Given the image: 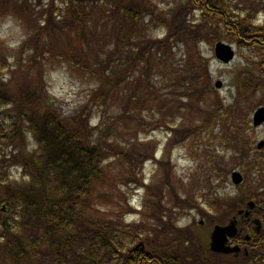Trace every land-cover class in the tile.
<instances>
[{
  "label": "trees",
  "instance_id": "1",
  "mask_svg": "<svg viewBox=\"0 0 264 264\" xmlns=\"http://www.w3.org/2000/svg\"><path fill=\"white\" fill-rule=\"evenodd\" d=\"M98 3L94 0L97 10ZM105 3H110L105 13L112 14V28L108 35L114 36L115 44L113 53L106 54L105 60L98 56L94 73L101 82L91 101L99 104L119 96V112L124 122L126 118L134 121L141 107H151L156 101L163 102L171 112L173 109L179 112V117H187L192 108L195 83L205 76L209 80L210 76L207 65H203L200 45L221 39L222 27L228 29L227 33L236 41H240L239 35L247 39L252 38L250 34L264 37V26L254 24L257 17L252 13L258 11H254L256 7L252 5L241 9L246 15L233 17L230 1L189 0L166 18L152 10L147 0H107ZM263 3L255 6L262 8ZM70 4L71 11H68ZM70 4L66 5L67 13L62 16L70 18L64 22H57L53 17L60 8L55 0L43 6L45 11L48 9V17L43 24L39 23L36 31L40 32L33 38L42 34L43 42L49 40L53 48L54 43L61 40L64 30L78 31L76 47L65 39L56 47L62 53L55 56L81 64L91 58L86 54V51L91 52L89 34H92L88 31L87 19L96 17V12L89 11L90 15L87 10H94L95 6L91 0H70ZM192 10H201L203 17H190L192 13L186 17ZM219 10L223 11L220 13L222 17H208L218 14ZM147 17L150 20L147 21ZM155 19L160 22L158 27L166 29L165 35L159 39L144 35L148 24ZM82 43L87 45L86 51L78 50ZM250 46L256 48L257 45L253 42ZM125 47L130 50L126 52ZM179 47L186 50L181 63L170 67L171 70L168 68L167 81L173 88L172 95L177 94L178 88L183 90L181 99L173 106L176 101L168 104L166 97L159 98L151 76L164 63L174 65L168 62V57ZM24 49L28 51L30 62L44 60L49 54V50L37 41L31 46L25 44ZM156 57L161 60L157 65L154 62ZM33 66L41 69L36 63ZM242 84H245L249 96L261 89L260 82L255 86L245 80ZM8 85L0 74V116L2 112L11 110L17 112L13 115L19 119V123L17 118L11 119L13 122L8 128L0 124V264H155L162 260L171 261L176 255H179L177 264H214L217 261L219 264H264V246L259 245L258 238L254 236L253 243L259 245L256 251L226 261L222 255L220 257L204 248L190 230V233L176 231L179 233L178 241L173 242L171 237L168 240L167 233H162L168 229L162 217L164 210L160 212L161 209L157 208L153 215L141 212L146 220L151 219L161 226L154 225V222L141 223V220L118 223L111 220L112 216L105 217L97 204L107 200L108 196L97 194L95 197L94 192L108 179L106 168H110L111 156L129 161L138 158L149 160L154 154L152 147L144 143L125 152L107 137L111 126L105 121L104 117L109 116L106 112L97 126L90 124L87 108L63 114L57 102L45 99L42 93L45 85L41 81L36 80L12 95ZM205 86L209 88L211 85L206 83ZM131 113L137 114L132 118L129 117ZM159 123L173 132L165 120H159L157 125ZM30 134L36 149H31L27 142ZM165 162L159 165L163 168ZM168 162L165 163L167 167ZM12 169L20 170L22 181H11ZM165 172L168 174L167 168ZM132 182L139 185L136 176ZM143 186L148 187L144 179ZM147 191L153 194L151 188L148 187ZM245 201L246 198H242V202ZM256 202L264 206V193L257 195ZM229 205L232 209L238 208L234 200ZM156 207H160L158 201ZM148 231H152L150 235H147ZM139 241L152 243L149 251L154 258L145 259V251L133 249ZM181 242L184 245L190 243V246L183 247Z\"/></svg>",
  "mask_w": 264,
  "mask_h": 264
},
{
  "label": "rangeland",
  "instance_id": "2",
  "mask_svg": "<svg viewBox=\"0 0 264 264\" xmlns=\"http://www.w3.org/2000/svg\"><path fill=\"white\" fill-rule=\"evenodd\" d=\"M51 1L0 0V74L4 82L9 84L11 95L21 91L23 87L27 88L34 84L36 80L43 82L45 87L42 93L47 101L50 99L57 102L63 114L87 108L92 126H97L106 112L109 116L104 117L105 121L111 126L107 137L127 153L144 143L152 147L153 160L138 158L129 161L111 156L108 162L110 168H106L108 179L94 192L95 197L97 194L108 196L107 200L97 204L102 213H105V217L112 216L111 220L118 223L128 224L141 220V223L147 221L152 224L154 221L151 219L146 220L143 215L138 214L139 218L133 214L141 207L151 215L157 208L161 209L160 212L164 210L162 217L164 222H167L168 229L162 233H167L168 240L171 237L174 242L179 239V233L176 231L186 233L190 230L199 238V226L205 225V228L211 229L214 223L224 222L232 210L229 205L231 200H234L238 207L243 204L242 198H246V201L249 199L257 201V195L264 193V145L258 147V143L264 141V124L255 128L252 125V116L258 107L264 106V74L260 67L261 59L257 55L258 49L250 46L253 43L252 38L247 39L238 34L240 41H236L227 33L228 29L222 27L221 39L200 45V52L204 57L203 65H207L210 76L209 80L205 76L195 83L193 88L195 95L191 99L192 108L189 109L187 117H179V112L174 109L173 114L170 108L166 109L163 106V102L156 101L151 107H141V112L134 121L126 118L124 122L119 112V96L99 104H93L91 101L95 89L100 88L101 82L94 73L98 56L105 60L106 54L114 51V36L108 35V30L112 28V14L105 13L110 3H105L107 0H97L99 2L97 10V5H93L94 0H91L95 8L87 10V13L91 15L96 12V17L87 19L88 31L92 33L89 34L91 52L86 51L87 45L84 43L80 49L77 47L78 50L86 51L87 56L91 58L81 64H73L62 56H55L62 53L56 47L65 39L67 43L70 41L76 47L78 31L64 30L60 36L61 40L55 42L53 48L49 40L43 42L42 34L33 38L40 32L36 31L39 23L43 24L48 17V9L45 11L43 6H48ZM188 1L147 0V3L152 5V10H156L160 17L169 18L174 10ZM227 1L232 3L230 7L233 17L239 14L246 15L241 9L250 8L251 5L256 7L254 11L262 10L252 14L257 17L254 24H264V3L262 8L260 5L255 6L264 0ZM55 4L60 8L53 13V17H56L57 22L67 21L70 17L62 16L66 15V5L70 4V0H55ZM71 7L70 4L68 11H71ZM221 12L223 11L219 10L218 14H211L208 17L213 15L222 17ZM189 14L190 17H203L201 10H192L186 17ZM40 17L43 19H39ZM148 20L150 17H147ZM159 25V20L155 19L153 23L148 24L144 35L157 39L163 37L166 29L158 27ZM36 41L47 48L49 54L44 60L30 62L28 51L24 49L25 44L31 46ZM219 41L230 44L235 49L236 56L229 64H222L215 56L214 47ZM128 50L130 49L125 47V51ZM185 51L182 47L174 50L168 57V62L174 65L164 63L157 67L151 76L159 98L166 97L168 104L172 100L176 101L173 106L181 99L183 90L178 88L177 94L172 95L174 92L171 83L168 82V68L180 64ZM154 62L157 65L161 60L156 57ZM35 63L40 70L33 66ZM218 80L222 82L221 88L215 87ZM245 80L255 86L260 82L259 93L249 96L245 84H242ZM206 83L211 86L207 88ZM13 114L17 115V112L11 110L2 112L0 124H5L8 128L13 122L11 119L17 118ZM136 114L131 113L129 117L133 118ZM159 120H165L173 132L171 133L164 124L157 125ZM16 121L19 123L18 118ZM31 135L27 136V142L31 149H36L35 140ZM156 158L159 161H156ZM162 161H169V166L167 167L165 162L162 168L159 165ZM165 168L168 169V174ZM234 171L242 173L243 184L233 183ZM166 175L169 177V183L166 181ZM134 176L139 181L138 186L132 182ZM143 179L146 185L149 184L147 186L154 195L149 194L148 187L143 186ZM11 181H22L20 170H11ZM136 189H140L139 193H136ZM157 201L160 207H156ZM131 212L134 213L129 215ZM202 220L205 224L200 225ZM154 225L161 226L157 222H154ZM150 232L152 231H148L147 235H150ZM185 236L182 237L183 240ZM160 238L164 239V236ZM182 245L189 247L190 243Z\"/></svg>",
  "mask_w": 264,
  "mask_h": 264
},
{
  "label": "water",
  "instance_id": "3",
  "mask_svg": "<svg viewBox=\"0 0 264 264\" xmlns=\"http://www.w3.org/2000/svg\"><path fill=\"white\" fill-rule=\"evenodd\" d=\"M215 55L216 57L221 60L224 63H229L231 60H233L235 56V52L233 48L226 43L218 42L215 46ZM216 87L221 88L222 83L221 81L216 82ZM264 122V107L259 108L255 114H254V125L258 126ZM264 145V142H260L258 147L261 148ZM232 180L235 184H240L243 181V176L240 172H234L232 174ZM248 209L247 210H240L238 214H244L245 216L250 215V209H253L255 206L254 202L248 203ZM257 223V230L260 229V221L255 220ZM237 218L236 216L233 217L230 221V223L226 226H220L217 225L214 227L210 239H211V249L214 252L218 253H233L238 252L240 250L239 246H231L229 244V238L235 237L237 234Z\"/></svg>",
  "mask_w": 264,
  "mask_h": 264
},
{
  "label": "flooded vegetation",
  "instance_id": "4",
  "mask_svg": "<svg viewBox=\"0 0 264 264\" xmlns=\"http://www.w3.org/2000/svg\"><path fill=\"white\" fill-rule=\"evenodd\" d=\"M256 41L259 43V49H264V38L263 39H256ZM262 214L261 215H254V217H257V218H259L260 220H261V223H262V225H261V231L258 233V240H259V245L260 244H262L263 246H264V223H263V218H264V209L263 208H261V211H260ZM239 219H240V217H239ZM204 223V220H202L201 222H200V224H203ZM249 224H248V226H250V225H252L253 226V228H254V224H253V222H252V220L251 221H249L248 222ZM247 235H249L250 237L252 236L251 235V233H249V232H247V233H243L242 231H241V229H240V227H239V230H238V235H237V237L235 238V239H233V240H230V244H232V245H235V244H237V245H239L241 248H242V250L243 249H245L247 246L248 247H250V245H251V238H250V240L249 239H247L246 237H247ZM206 239V238H205ZM259 245L258 246H256V248H258L259 247ZM149 250L150 249V247L149 248H147L146 246L143 248V249H140V251H145L146 252V254L144 255V258L146 259L147 257H153L154 258V256H153V254L150 252V251H147V250ZM251 249H252V247H251ZM241 250V251H242ZM250 250V249H249ZM166 256V255H165ZM202 257V256H201ZM203 258V257H202ZM177 259H179V255H176L175 257H173V259H171V261H165V260H162L161 262H158L157 264H177L178 262H177ZM192 259V258H191Z\"/></svg>",
  "mask_w": 264,
  "mask_h": 264
}]
</instances>
